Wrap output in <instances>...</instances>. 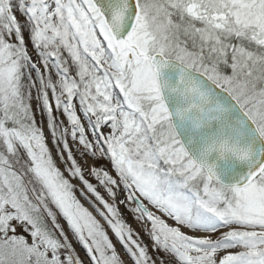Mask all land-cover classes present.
<instances>
[{"label": "snow or ice", "instance_id": "1", "mask_svg": "<svg viewBox=\"0 0 264 264\" xmlns=\"http://www.w3.org/2000/svg\"><path fill=\"white\" fill-rule=\"evenodd\" d=\"M0 264H264V0H0Z\"/></svg>", "mask_w": 264, "mask_h": 264}, {"label": "rangeland", "instance_id": "2", "mask_svg": "<svg viewBox=\"0 0 264 264\" xmlns=\"http://www.w3.org/2000/svg\"><path fill=\"white\" fill-rule=\"evenodd\" d=\"M35 103V102H34ZM36 116H37V118H38V120L40 119V112H39V109H37L36 110ZM46 130V134L48 133V129H45ZM58 164H60V166H61V170L63 171L64 170V168H63V165H62V162H60V161H58ZM65 175L67 176V173L65 172ZM74 185H76V195H77V197L79 198V199H81V202L82 203H84V205H85V207H89V210L90 211H93V209L91 208V206L83 199V197L81 196V193H80V188L82 187V185L80 184V182L78 181V180H76V179H73L72 181H71ZM93 182H95V181H93ZM93 214L95 215V212H93ZM125 219L127 220V222L128 223H130L131 225H132V227L134 228V229H137V230H139V224H137L132 218H131V214H126V216H125ZM102 223H103V221H101ZM110 235H111V233H110ZM147 240V238L145 237V241ZM120 251H121V254H123V250L122 249H120Z\"/></svg>", "mask_w": 264, "mask_h": 264}]
</instances>
